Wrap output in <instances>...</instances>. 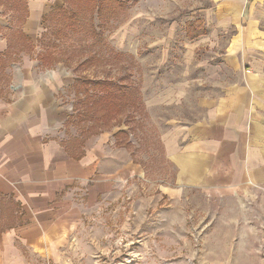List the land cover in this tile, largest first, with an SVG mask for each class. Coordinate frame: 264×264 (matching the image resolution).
<instances>
[{
    "label": "crops",
    "instance_id": "obj_1",
    "mask_svg": "<svg viewBox=\"0 0 264 264\" xmlns=\"http://www.w3.org/2000/svg\"><path fill=\"white\" fill-rule=\"evenodd\" d=\"M11 2L0 0V57L13 50L9 59L20 60L19 52L35 47L9 43L8 28L34 46L62 0H26V11ZM194 21L206 31L190 38ZM185 34L187 57L196 61L192 82L161 86L155 97L143 93L151 117L160 111L161 145L175 169L158 200L216 201L264 187V0L225 1L188 19ZM6 70L0 76L9 72L13 83L0 96V264H65L73 254L93 255L103 246L97 219L114 216L145 171L116 146L119 129L69 143L59 135L71 113L57 96L56 75Z\"/></svg>",
    "mask_w": 264,
    "mask_h": 264
},
{
    "label": "rangeland",
    "instance_id": "obj_2",
    "mask_svg": "<svg viewBox=\"0 0 264 264\" xmlns=\"http://www.w3.org/2000/svg\"><path fill=\"white\" fill-rule=\"evenodd\" d=\"M225 1L229 0H118L122 5H115V10L105 5L104 9L112 13L107 19L95 16L103 31L97 44L81 33L59 38L57 20L51 16L44 19L33 51L19 52L20 60L9 64L6 71H43L56 75L61 80L58 85L62 84L57 96L69 114L78 111L74 108L78 98L70 85L81 75L123 82L126 73H130L131 83L137 84L142 94L148 89L147 97H155L160 94L161 86L192 82L197 70L196 61L187 57V20L204 17L206 10L213 11ZM64 4L62 0L60 6ZM81 15L90 16V11ZM7 34L9 43L20 38L11 27ZM175 40L182 44L175 45ZM47 52L70 63L43 67L38 55ZM95 53L99 55L81 65ZM7 73L0 76V96H8L11 91L13 77ZM159 112L154 113L155 117L141 109L133 111L131 117L119 114L118 120L114 118L108 124L113 126L105 127L107 131L125 132L115 136L116 146L130 153L145 172L140 181L136 180V189L126 193L119 205L113 207L114 216L107 211L97 219V228L103 234L102 249L93 255L73 254L74 259L65 264L262 263L264 187L251 186L250 190L239 192L237 198L219 197L216 201L192 195V202L184 200L180 204L158 200L160 186H170L175 176L161 145ZM73 123V120L66 123L59 134L68 143L89 134L84 127L89 122Z\"/></svg>",
    "mask_w": 264,
    "mask_h": 264
},
{
    "label": "trees",
    "instance_id": "obj_3",
    "mask_svg": "<svg viewBox=\"0 0 264 264\" xmlns=\"http://www.w3.org/2000/svg\"><path fill=\"white\" fill-rule=\"evenodd\" d=\"M4 1L10 5L12 4L11 0ZM12 1L16 2L18 10H27L26 0ZM63 1L65 4L54 8L51 13L45 16V20L51 16L56 18V33L59 34V38H70L72 34L81 33L87 38L90 37V39L94 41V44L100 43V38L103 33L100 26L96 23L95 16H98L100 20L107 19L112 13L108 11V8L104 9L105 5L106 7L110 5L112 8L109 9L112 10H115V5H122L118 0ZM87 10L90 11V16H82L81 14L85 13ZM205 31L206 29L200 21H194L187 25V34L190 38L200 36L205 33ZM18 36L20 37L18 40L19 46H22L21 50L33 49L34 46L26 34L18 30ZM10 52V50L7 51L5 55L6 59L0 57V70L2 71H4L9 64L16 61L9 59L11 56ZM95 54L96 55L87 57L81 65L83 66L85 63H88L89 59L99 55L98 53ZM38 58L43 67L52 66L60 62H68L66 58L56 57L55 53L52 52L40 53ZM129 75L130 73H126L123 82L110 78L93 79L88 75L77 76L72 84V89H74L75 95L78 98L77 104H75L74 107L75 110L77 109L78 111L76 113H71L69 121L71 122L73 120V122L78 125L89 122V125L84 127L89 131L88 136H91L92 134L105 130V127L108 128L110 126L108 124L110 122L113 123L114 118L119 114H127L128 117H131L133 111L138 112L140 109L144 110V113H146L142 91L137 84L131 83V77ZM119 132L125 134L122 130L118 131L115 136H118Z\"/></svg>",
    "mask_w": 264,
    "mask_h": 264
}]
</instances>
